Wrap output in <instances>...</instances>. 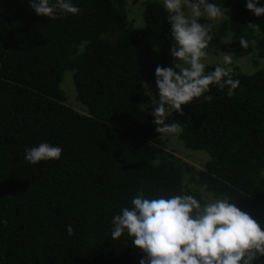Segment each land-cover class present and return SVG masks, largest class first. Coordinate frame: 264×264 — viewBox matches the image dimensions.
<instances>
[{
    "label": "trees",
    "instance_id": "16d2710c",
    "mask_svg": "<svg viewBox=\"0 0 264 264\" xmlns=\"http://www.w3.org/2000/svg\"><path fill=\"white\" fill-rule=\"evenodd\" d=\"M129 2L137 4L73 0L79 14L51 20L28 0H0V264H139L144 254L127 234L111 238L112 217L138 193L188 194L202 204L206 195L227 197L264 226V70L233 71L240 84L232 97L210 86L211 102L194 99L170 115L182 145L210 157L194 168L168 151L151 109L143 111L157 65L171 66L167 14L145 2L138 29ZM214 2L264 35V16L244 0ZM250 52L239 42L227 49L235 58ZM67 71L85 114L66 103ZM42 142L60 146V159L26 163L24 149Z\"/></svg>",
    "mask_w": 264,
    "mask_h": 264
},
{
    "label": "clouds",
    "instance_id": "9594fccd",
    "mask_svg": "<svg viewBox=\"0 0 264 264\" xmlns=\"http://www.w3.org/2000/svg\"><path fill=\"white\" fill-rule=\"evenodd\" d=\"M170 25L171 66L157 65L156 90L148 89L151 104L149 115L156 132L164 136H179L180 124H167L173 112L183 114L185 105L194 99L211 102L210 86L232 97L240 81L232 78L233 58L223 55L222 64L206 71L205 51L213 39L214 22L224 21V10L214 0H161ZM29 7L40 17L56 20L68 14L77 15L80 8L73 0H28ZM245 8L256 17L264 16V0H244ZM260 6H257V5ZM207 23H200V18ZM248 28L255 30L251 23ZM241 38L239 44L247 46ZM63 149L42 142L24 149V160L30 165L60 159ZM0 224H7L0 219ZM111 238L127 234L131 245L144 255L139 264H254L264 256V226L242 211L227 197H204L203 204L188 194L148 199L138 193L131 207H123L112 217ZM68 236L74 235L71 225Z\"/></svg>",
    "mask_w": 264,
    "mask_h": 264
},
{
    "label": "rangeland",
    "instance_id": "374dc122",
    "mask_svg": "<svg viewBox=\"0 0 264 264\" xmlns=\"http://www.w3.org/2000/svg\"><path fill=\"white\" fill-rule=\"evenodd\" d=\"M147 1H155L162 5L161 0H137L136 5H132L130 2L127 4L128 18L135 28L140 29L143 27V4ZM224 19L220 25L219 22H214L213 24V39L210 42L213 46L205 58L207 66L222 64L223 55L228 54V47L244 38L248 41L247 46L250 47L251 52L246 56L237 58L231 55L233 58L231 65L233 71H238L249 76L260 70H264V35L257 28L254 31L249 29V24L236 23L225 16ZM199 22L203 24L207 23V20L202 17ZM154 87L156 88V86ZM60 88L64 92L67 105L74 111L85 114L86 108L76 101L72 71L64 72ZM165 122L169 125L175 123L170 116L166 118ZM161 136L165 140L169 152H172L177 158L196 169L201 170L210 159L209 155L205 152L186 149L177 136Z\"/></svg>",
    "mask_w": 264,
    "mask_h": 264
}]
</instances>
